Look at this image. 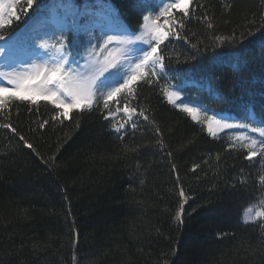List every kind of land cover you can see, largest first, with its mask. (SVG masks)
Here are the masks:
<instances>
[{"label":"trees","instance_id":"1","mask_svg":"<svg viewBox=\"0 0 264 264\" xmlns=\"http://www.w3.org/2000/svg\"><path fill=\"white\" fill-rule=\"evenodd\" d=\"M66 1L34 0L33 8L0 35L18 32L35 17L51 14V8L60 11ZM72 1L101 12L109 2L118 5V22L133 32L149 11L129 0ZM196 3L203 7L180 32L189 42L172 37L165 49L166 57L173 56L167 72L171 83L186 102L206 105L208 113L244 120L254 112L259 119L264 116V32L256 29L264 25V0ZM26 7V0H18L14 10L22 14ZM171 18L178 25L181 14L173 10ZM160 24L165 30L170 26ZM66 31L71 40L72 31ZM250 31L256 34L249 36ZM164 83L140 84L133 101L159 126L163 149L150 123L142 122L135 133L129 127L121 138L100 109L83 116L70 112L61 123L52 119L54 105L38 100L14 103L10 118L7 111L0 116V125L10 119L35 149L0 127V264H74L73 254L76 264H264V218L247 224L243 218L264 195L260 165L227 151L224 137L209 136L169 104L160 93ZM122 120L118 116L117 122ZM172 164L189 197L181 225L173 219L180 201Z\"/></svg>","mask_w":264,"mask_h":264},{"label":"snow or ice","instance_id":"2","mask_svg":"<svg viewBox=\"0 0 264 264\" xmlns=\"http://www.w3.org/2000/svg\"><path fill=\"white\" fill-rule=\"evenodd\" d=\"M132 7L143 10L149 7L148 14L142 16V23H139V32H133L129 27L118 23L117 27L102 31L99 36L88 32V40L82 52H76L74 58L73 51L78 47L75 34L69 39L68 32L59 29L56 32L37 33L33 38L31 58L28 61L16 64L10 70H0V116L5 111L10 118L11 106L14 103L35 104L38 100H43L54 105L53 120L57 118L63 123L69 119L70 112H76L83 116L91 114L95 109L101 110V115L105 121H112V130L121 138L126 135L128 128L135 133L142 126V122L150 123L157 137V144L161 149L165 147L162 133L154 121L149 119L146 109L133 105V101L138 99V88L140 84H159L161 79L165 81L160 89L163 98L171 105L177 107L191 121L201 125L209 136L216 137L223 130L240 129V131L230 143L227 144V151L239 152L243 159L255 166L257 160L260 161L261 174L258 181L264 187V116L259 119L255 113H246L244 121L231 123L229 118L219 114H208L206 105L194 106L195 102H182L181 92L173 90L177 88L171 83V78L167 72L173 61V56H165V49L172 37L178 40L189 42L188 38L181 36L180 32L185 30L186 22L191 20L197 10L203 7L196 3V0H129ZM18 0H12V7L8 10L0 2V29L5 26H12L14 22H19L29 9L33 8L34 0H26L27 7L22 9V14L14 10V5ZM163 4V7H160ZM108 10L113 19L120 21L118 5L114 6L109 2ZM159 8V13L152 11ZM173 10L181 14L177 25L171 18ZM8 13V19L4 16ZM168 17L164 20V25H170L167 30L158 23L159 18ZM264 18V15H262ZM202 19L207 22L209 28L213 25L208 22V17ZM171 22V23H170ZM179 29V30H177ZM257 32H264V25L256 29ZM256 32L250 31L249 36H254ZM194 35V34H193ZM15 33L0 35V41H10ZM223 37H216L215 40H223ZM214 40V43H215ZM192 48L197 45L192 44ZM5 48L0 47V53ZM174 51V49H173ZM195 57H193L194 59ZM83 63H80V61ZM179 62V56H176ZM120 100H124L123 108L119 107ZM117 107L113 109L112 105ZM123 117L122 122H117V117ZM40 124L44 128L45 124ZM10 130L14 136L19 137L24 147L32 149L33 145L17 132L9 119L8 123L0 125ZM80 127L77 120L75 128ZM256 133L257 139L248 133ZM137 148L132 149L136 151ZM246 152V155H243ZM38 155V154H37ZM169 158L172 153L168 152ZM219 159V156H217ZM44 163H48L44 161ZM199 166L193 165L195 171ZM172 172L176 173V181L179 187V206L176 209L173 219L178 225L184 223L185 205L189 200L183 186H180V176L175 164L171 166ZM243 171V170H241ZM245 183L241 180V184ZM264 205V199L259 201ZM195 211V210H193ZM255 212V215L252 213ZM258 218H264V209H254L251 205L245 210L244 223L255 222ZM264 228V225H261ZM75 232L76 230L73 229ZM77 239L73 241L75 245ZM74 264L77 257L72 256Z\"/></svg>","mask_w":264,"mask_h":264},{"label":"rangeland","instance_id":"3","mask_svg":"<svg viewBox=\"0 0 264 264\" xmlns=\"http://www.w3.org/2000/svg\"><path fill=\"white\" fill-rule=\"evenodd\" d=\"M0 2L5 5L6 10L12 7V0H0ZM165 2H167V0H165ZM160 7H163V4H160ZM50 12L51 14L49 15H39L29 21L26 25H24L25 27L19 33L15 34L12 40L7 42L0 41V47L5 48V51L0 53V70H10L16 64L29 60L32 53L33 38L37 33L56 32V34L59 35V29H70V31H72L71 38L73 34H75L76 39L79 42L78 47L73 51L74 58L78 59V57L76 56V52H82L84 47L86 46V42L88 40V32L99 36L102 31H108L109 29L115 28L119 23L116 20H113L112 17H110V13L107 9L104 10V12L93 11L90 6L84 3L77 4L72 0H67L64 4L60 5V11L57 12L56 9L55 11H53L51 8ZM153 12L158 14L159 8H155ZM161 18L162 16L159 18L158 23L164 22ZM4 19H8L7 11ZM80 63H83V61L81 60ZM173 90L180 91L177 88ZM180 99L182 102L188 103L185 100L183 92H181ZM208 114L213 115L211 113ZM220 116L226 117L224 115H218V118ZM240 121L244 120L239 118H229V122L231 123ZM240 131L242 130L227 129L223 130L216 137L221 138L222 136L230 143ZM248 135L254 136L259 139V136L256 133L249 132ZM256 162L260 165L259 160H257ZM261 199H264V195L253 202L251 206L254 209H264V205H261L259 203ZM245 210L243 213V218L245 217ZM252 214L255 215V212H253Z\"/></svg>","mask_w":264,"mask_h":264}]
</instances>
